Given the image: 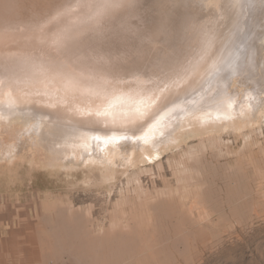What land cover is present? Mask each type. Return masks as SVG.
<instances>
[{"label": "rangeland", "instance_id": "374dc122", "mask_svg": "<svg viewBox=\"0 0 264 264\" xmlns=\"http://www.w3.org/2000/svg\"><path fill=\"white\" fill-rule=\"evenodd\" d=\"M259 3L238 0L233 22L220 14L226 20L220 56L232 47L251 68L246 78L231 79L235 105H248L234 120L185 126L179 116L175 125L157 117L148 139L112 138V158L97 156L98 148L90 151L86 144L88 155L66 161L51 145L60 135L65 140L81 131L60 125L61 131H45L42 140L37 125L28 135L24 120H0V264H264V27L254 13L256 5L262 9ZM196 20L189 28L194 40L211 22ZM57 22L49 21L44 31L60 28ZM205 69L200 80L212 72Z\"/></svg>", "mask_w": 264, "mask_h": 264}, {"label": "bare ground", "instance_id": "6f19581e", "mask_svg": "<svg viewBox=\"0 0 264 264\" xmlns=\"http://www.w3.org/2000/svg\"><path fill=\"white\" fill-rule=\"evenodd\" d=\"M256 1L264 5V0ZM132 2L133 8L108 11L101 7L104 0H0V120H24L27 131L19 128L28 135L37 125L43 130L42 140H47L45 131L55 132L60 125L61 130L72 126L81 131L76 133L80 136L72 138L71 133L65 140L57 135L61 139L51 143L53 152L66 161L88 155L86 144L90 151L98 148L97 156L103 152L111 156L112 138L148 139L155 130L152 124L164 119L171 125L177 116L185 126L221 124L248 109L235 105L234 94L228 91L231 79L245 77L251 68L238 61L231 46V52L219 53L225 44L221 27L226 20L220 21L221 11L233 22L239 15L238 0ZM263 5L254 8L259 10L254 13L260 27H264ZM207 17L211 22L200 23L202 31L196 27L201 36L194 40L189 28L194 29L196 19ZM54 20L61 27L44 31V25ZM261 35L264 41V28ZM209 65L210 76L199 84ZM228 65L233 66L224 70ZM137 66L148 70V75L123 77ZM106 145L109 152L103 151Z\"/></svg>", "mask_w": 264, "mask_h": 264}, {"label": "snow or ice", "instance_id": "6c2138e0", "mask_svg": "<svg viewBox=\"0 0 264 264\" xmlns=\"http://www.w3.org/2000/svg\"><path fill=\"white\" fill-rule=\"evenodd\" d=\"M135 5L132 2V0H104V3L101 5V7L105 10L112 11V10H119L124 8H133ZM233 65H228L224 70H228V68H231ZM129 72L135 74V73H142L143 75H148V70H146L143 67H133L128 69ZM126 138V137H124ZM143 138V136L141 137Z\"/></svg>", "mask_w": 264, "mask_h": 264}, {"label": "built area", "instance_id": "2783aa9c", "mask_svg": "<svg viewBox=\"0 0 264 264\" xmlns=\"http://www.w3.org/2000/svg\"><path fill=\"white\" fill-rule=\"evenodd\" d=\"M62 264H73V263L68 262V263H62Z\"/></svg>", "mask_w": 264, "mask_h": 264}]
</instances>
